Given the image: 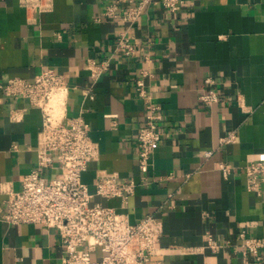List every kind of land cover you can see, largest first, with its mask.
I'll use <instances>...</instances> for the list:
<instances>
[{
    "label": "crops",
    "instance_id": "1",
    "mask_svg": "<svg viewBox=\"0 0 264 264\" xmlns=\"http://www.w3.org/2000/svg\"><path fill=\"white\" fill-rule=\"evenodd\" d=\"M112 1L54 0L39 13L19 0H0V81L33 79L48 66L66 75L68 114L84 118L99 147L84 180L92 190L103 173L136 181L125 205L103 195L92 201L115 206L131 221L149 213L163 219L152 264H245L240 232L264 237V179L251 188L243 171L264 160V0H186L176 11L150 3L133 25L139 46L133 56L116 48L124 24L104 13ZM90 57L110 60L97 79ZM207 76L221 94L212 103L199 99ZM141 77L161 105L165 130L146 178L138 160L147 114ZM41 116L40 108L0 89V264H59L65 254L57 228L1 217L6 188H21L37 162ZM231 130L236 140L221 142ZM224 160L233 166L229 176ZM58 171L47 169V177ZM260 254L264 264V247Z\"/></svg>",
    "mask_w": 264,
    "mask_h": 264
},
{
    "label": "built area",
    "instance_id": "2",
    "mask_svg": "<svg viewBox=\"0 0 264 264\" xmlns=\"http://www.w3.org/2000/svg\"><path fill=\"white\" fill-rule=\"evenodd\" d=\"M127 1V4L124 2ZM28 12L51 10L54 0H19ZM159 2L163 7L176 11L186 0H113L105 14L123 22L117 32L116 48L128 56L138 52L139 46L132 33L134 23L150 3ZM87 67L93 78L110 67V60L87 59ZM143 75L149 74L144 68ZM138 93L147 107L145 120L138 130L139 166L146 173L151 167L152 152L165 134L161 125L164 114L147 91L145 79L137 80ZM5 94L24 98L30 105L40 108L42 128L39 133L37 162L24 175L22 187L6 188L7 208L1 217L9 223L33 222L57 228L65 254L59 264H152L156 243L163 230V219L149 213L136 221L113 205L92 201L94 196L119 197L123 205L134 193L133 178H119L117 174L103 173L96 178L92 190L83 173L99 154L98 144L92 139L89 127L82 116L68 114V97L71 84L63 72L53 66L43 68L33 79L12 76L0 81ZM88 93V90H86ZM91 96L93 94L91 93ZM216 80L207 76L201 86L199 99L205 103L218 101ZM236 132L231 130L221 136V142H233ZM212 149L206 151L207 155ZM220 167L229 176L232 164L221 161ZM59 171L47 177V169ZM251 188H257L264 179V160L250 161L243 166ZM245 264H261L264 237L240 232ZM209 245L217 249L219 244L209 237ZM157 264H169L159 261Z\"/></svg>",
    "mask_w": 264,
    "mask_h": 264
}]
</instances>
